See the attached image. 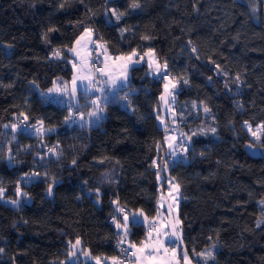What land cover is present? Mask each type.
I'll use <instances>...</instances> for the list:
<instances>
[{"label": "trees", "instance_id": "trees-1", "mask_svg": "<svg viewBox=\"0 0 264 264\" xmlns=\"http://www.w3.org/2000/svg\"><path fill=\"white\" fill-rule=\"evenodd\" d=\"M133 2L140 9L131 11ZM107 8L124 18L109 23L114 18L106 17ZM85 27L113 56L133 49L143 56L153 49L161 65L167 62L169 75L188 81L180 83L177 103L194 101L210 109L214 136L194 138L186 161L161 172L181 185L182 246L194 257L216 244L208 264H264V223L257 227L264 220V159L246 154L244 145L252 138L243 125L249 121L255 129L264 121L261 0H0V187L12 200L25 172H47L57 181L52 196L46 194L47 182L26 186L31 198L20 207L0 200V264H13V257L15 264H59L67 242L77 237L92 256L111 258L117 238L109 221L111 201L142 210L147 218L156 215L160 183L153 161L165 148L155 112L164 80L151 75L146 62L137 64L129 70L128 88L104 104L99 123L83 127L65 124L67 109L41 102L30 86L35 80L43 91L57 78L71 79L68 49ZM55 49L62 50L60 59L52 57ZM20 113L29 117L28 124L42 120L55 131L41 138L3 127L16 124ZM39 139L46 147L57 146L59 159L40 160ZM96 188L99 204L88 194ZM146 233L140 223L127 239L140 245Z\"/></svg>", "mask_w": 264, "mask_h": 264}, {"label": "snow or ice", "instance_id": "snow-or-ice-1", "mask_svg": "<svg viewBox=\"0 0 264 264\" xmlns=\"http://www.w3.org/2000/svg\"><path fill=\"white\" fill-rule=\"evenodd\" d=\"M264 2V0H261ZM106 3H111V0H106ZM63 7V5H61ZM131 11H136L140 9L141 5L138 2H133L130 6ZM253 13H255L256 9L253 7ZM106 17L111 16L114 18L113 20H109V23L116 22L118 23L124 18L125 13L118 12L115 8H107L106 9ZM56 31V29H49L48 32ZM129 31V29H121V34ZM94 30L85 27L84 31L76 38L75 44L81 45L82 47H87L89 44H94L96 49L103 48V45L96 44L93 40ZM45 41L47 40V33L44 35ZM143 40L151 39V37L144 36ZM191 43V42H189ZM6 47L11 48L12 45H7ZM68 51L70 53H75L76 57L79 58L80 69L82 72H88L87 67V57L91 55V53H84L81 55L76 47L69 48ZM193 52L196 51L195 48L192 49ZM101 56L104 57L103 67L96 68L94 70V75L89 72V74H75L72 77L71 84L63 80H57L53 82V87L48 88L46 90H39L36 81L33 80L30 82V86L38 91L41 102L53 104V105H62L67 111L68 115L64 117L65 124H73L79 122L83 127L87 123H98L103 118L104 108L102 104L107 100V94L110 92L116 91L118 95V91H124L128 88L129 83V70L134 68L137 64H139L145 57H148V67L152 69L153 76L160 80L163 79L165 82L163 84L164 93L172 97L174 100L175 93L179 91L178 84L181 83L180 80L169 79V74L167 72V62L165 61L163 65L160 64L159 61L153 60L154 50L149 48L143 56H140L135 49L132 50L130 54L127 56H117L115 57L111 63L108 62L109 57L107 55V49L100 53ZM62 56L61 49H55L52 52V57L56 59H60ZM99 59V58H98ZM67 62V61H66ZM76 63H73V69H76ZM219 65H216V68L219 69ZM118 70V71H117ZM224 76H227L228 73L224 72ZM99 78V79H98ZM209 81H211V77H208ZM183 84L187 85L188 81L183 80ZM235 83H241V77L239 74L235 77ZM229 85L226 82L225 88H228ZM83 90V93L86 96L95 95L97 92L101 95L96 99H89L86 101L84 105L80 104V99L78 93L80 90ZM130 91H125V95L122 97L125 101H128V96ZM161 100L165 99V95L160 97ZM92 107V111L85 112L81 111L82 107ZM193 107H197V105L193 104ZM237 107H242L239 103ZM205 113H210V109L207 107L203 108ZM87 116V120L85 119ZM22 117V121L19 125L17 124H5L4 128H10L12 133L15 134L17 131H22L29 136L43 137L47 134H50L55 131L54 128H44L43 121H37L36 124H28L27 121L29 117L24 113H20L18 119ZM243 125L247 132L250 134L251 142L246 143L244 146L246 148H254L257 144H259L262 148H264V121H261L255 126L253 129L252 125L249 121H244ZM167 131V128L165 129ZM217 129L215 127H209L205 129L201 127L198 129V132H193L191 135L181 133L179 139L176 137H166L167 146L169 149L167 157L161 158V163H157L156 160L153 161V167L156 168V176L158 180H163L165 177L161 176V172H166L170 163V159H179L184 154H186L191 147V142L195 136L199 135H208L209 133L215 134ZM179 145V147H177ZM41 147H46L41 140ZM11 152V150H9ZM39 155V154H37ZM46 155H55L59 159V154L57 152V146H53L47 149ZM202 155V154H201ZM40 160H43L45 157L40 156ZM13 156L10 154L8 156L9 163L13 162ZM73 164L76 163L75 160L72 161ZM175 178H170L169 183V192L168 196L173 201H177V197H180L181 194V185L178 182H174ZM36 182H47L46 194L48 196L53 195L54 184L57 183L55 177H50L47 172L40 173L38 171H31L23 173L20 178L16 181L15 187V196L16 199H12L8 201L14 207H20L21 204L30 199V194L24 190V188L32 183ZM87 183V182H85ZM5 194V188L0 187V198H3ZM88 194L90 196L96 197V203H100L101 191L99 188L95 190H89ZM114 208V214L111 219L115 224L116 229L118 230L117 235L121 236V240L118 242L119 244H123L126 240L131 227H135L137 224L147 221V217L143 215L142 210H129L125 207H121L119 202L114 200L111 201ZM261 205H264V200L260 201ZM173 205L169 204L168 208L171 209ZM120 219H117V217ZM179 220H176L175 223H170L164 225L162 228H157L155 226L150 227L148 237L146 241L141 242V247L136 248L135 245H130L129 250L135 249L134 255L139 253L137 256V260L143 261L144 264H165L164 260L158 258V254L171 252V258L168 260V264H180V260L177 259L176 248H166L165 240L168 243L174 244L178 239H180L177 232V225L179 224ZM264 220L257 221V227H259ZM153 232L155 235L153 236ZM175 238V239H174ZM208 240L211 242L212 238L209 237ZM82 241L79 237H77L74 241L69 240L66 245L65 252V260L59 261V264H87L89 260L94 261V264H106L108 260H111V264H118L117 257H102V256H92L90 251L84 249L82 246ZM217 248L216 244H211L206 247L199 253H195L196 256L200 257V260L203 261V264H208L209 260H214V252ZM4 253V248H0V254ZM147 253V255H145ZM83 258V260H81ZM183 264H191V260L188 256L187 250H184L181 257ZM13 264H15V258H12ZM199 264V261H198Z\"/></svg>", "mask_w": 264, "mask_h": 264}, {"label": "rangeland", "instance_id": "rangeland-1", "mask_svg": "<svg viewBox=\"0 0 264 264\" xmlns=\"http://www.w3.org/2000/svg\"><path fill=\"white\" fill-rule=\"evenodd\" d=\"M93 40L95 41L96 44L103 45L101 42L96 40L95 34L93 35ZM91 45L92 44H89L85 48V52L84 53L89 52V47ZM103 50H104V46H103V48L99 49V52L101 53ZM145 52L146 51H144L143 54ZM137 53H138V51H137ZM107 55H108V53H107ZM108 57H109L108 62L111 63L112 60L115 57H117V56H113V55L109 56L108 55ZM148 59H149L148 57H145L144 60H142L140 63L146 62L147 65H148ZM152 59L153 60H157L155 55L152 57ZM103 61H104V57H103ZM87 67H88V72H82L81 69H80V62H78L76 69H74V73L75 74H89V72H91L93 75L95 74L93 69L91 68L90 56L87 57ZM102 67H103V63H102ZM149 71H150V74L153 75L152 74L153 70L149 69ZM73 75H72V77H73ZM72 77H71L70 80H63V81L68 82L69 86H70ZM169 79L173 80V82H175L176 80H180L181 84H183L182 83L183 79L181 80V79H178V78L173 77L171 75H169ZM57 80H62V79L57 78L55 81H57ZM164 82L165 81H163V84H164ZM53 86L54 85H52V87ZM179 86H180V83L178 84V89H179ZM117 91L119 93V90H117ZM100 95L101 94L97 92L95 95L86 96L83 93V90L78 93L81 105H84L86 103V101L89 100V99H96ZM162 95H165V99L164 100L160 99V97ZM176 95H177V92L175 93V97H174V100H173V98L167 96L164 93V90H163L162 94L159 97V103H158V106H157L155 114H156L158 126L161 129H164L163 145H164L165 150L156 159L157 163H161L162 162L161 158L162 157H167V155H168L169 149H168V146H167L166 137H176L177 139H179L181 133L191 135L193 132H198V129L201 128V127H204L205 129H207L209 127H214L212 125V116L210 115V113H205L203 111L204 107L202 105H200V104H198V103H196L194 101H190L188 104H185V105H181L180 103L178 104ZM116 96H117L116 91L110 92V93L107 94V100L111 99V98H114ZM105 103L102 104V107L104 106ZM193 104L197 105V107H193ZM186 108H188L187 111H185ZM92 110L93 109H92V107L90 105L88 107H82L81 108V111L85 112V114L88 111H92ZM103 117H104V112H103ZM85 119L87 120V116H85ZM19 120L22 121V119H19ZM98 123L93 122V123H87L86 125H96ZM9 124H14V123H9ZM19 124L20 123H17V125H19ZM72 125H80V123L77 122V123H73ZM166 128H167V131L165 130ZM7 129L11 130L10 128H7ZM199 136H204V137L208 136L209 137V136H214V134H211V133H209L208 135H199L198 134L194 138L199 137ZM41 140L42 139H39L38 142H37V146L39 147V155L43 156V157H46V158L49 157V156H55V155H46L47 150L45 151L44 147L43 148L41 147ZM177 147H179V145H177ZM176 161H186V158L170 159V163H174ZM170 163H169V165H170ZM163 177H165V179L158 180V182L160 183V187H159V194H158V199H157L156 215L153 218H148L146 222H142L145 225L146 229H147V233H146L145 239L143 241L147 240L150 227L155 226L157 228H162L164 225H167V224H170V223H175L176 220H179L178 205H179V201H180L181 196L177 197V201L176 202H173L169 198V196H168V192H169V183H168V181L172 177L168 176L166 174L163 175ZM174 182H176V181L174 180ZM0 200L3 203H5V204L11 205L10 203H8V201H10V199L6 198L5 196L3 198H0ZM28 201L29 200H26L24 202H28ZM169 204L173 205L171 207V209L168 208ZM179 222H180V220H179ZM177 232H178V235H179L180 239H178L176 241V243H174V244H170V243L167 242V240H165V245L164 246L166 248H169V249L176 248L177 259L180 260V264H183V261H182L181 257H182L183 251L186 250V248L183 247L182 244H181L180 223L177 225ZM154 235H155V232H153V236ZM126 240L130 243V241L127 238H126ZM131 245H133V244H131ZM139 247H141V244L138 245V247L136 246V248H139ZM133 250L135 252V249H133ZM138 255H140V254L136 253L135 257L137 258ZM145 255H147V253H145ZM171 255H172L171 252H168L167 254H165V253L161 254L160 253V254H158V258L161 259V260H164L165 264H168V260H170ZM188 256H189V258L191 260V264H198L197 261H199L200 263L203 264V261L200 260V257H198L196 255H194V257H193V256L189 255V253H188ZM81 260H83V258H81ZM134 260H135V258H134V255H133L132 260H131V262L129 264H144L143 261H139V260H136L135 263H134ZM89 263L90 264H94V261L89 260L87 262V264H89ZM106 264H111V260H108L106 262ZM172 264H175V262H172Z\"/></svg>", "mask_w": 264, "mask_h": 264}, {"label": "built area", "instance_id": "built-area-1", "mask_svg": "<svg viewBox=\"0 0 264 264\" xmlns=\"http://www.w3.org/2000/svg\"><path fill=\"white\" fill-rule=\"evenodd\" d=\"M91 53L90 55V64H91V68L93 69V71L96 68H100L102 67V63H103V57L100 55L99 49L95 48V45L92 44L89 47V52ZM140 56H142V54H139ZM99 58V59H98ZM20 119H23L22 117ZM17 123H21V120L17 119L16 120V124ZM49 147H45V149L47 150ZM186 157V154H184V156H182L181 158ZM121 206V205H120ZM124 207V206H121ZM112 217V216H111ZM109 219V221L111 222V224L113 225L114 228L115 224L113 223L112 219ZM120 217L118 216L117 219H119ZM117 230V229H116ZM118 232V230H117ZM117 238L114 241V250L116 251V255L114 257L118 258V264H129L132 260L133 257V253L134 250H129V246L131 245L127 240L124 241V243L121 245L118 242L121 240V236L117 235Z\"/></svg>", "mask_w": 264, "mask_h": 264}, {"label": "crops", "instance_id": "crops-1", "mask_svg": "<svg viewBox=\"0 0 264 264\" xmlns=\"http://www.w3.org/2000/svg\"><path fill=\"white\" fill-rule=\"evenodd\" d=\"M72 47H76L77 51H78L81 55H83L84 52H85V47H82L81 45H76V44L74 43ZM72 47H71V48H72ZM107 53H108V52H107ZM68 54H69V57H70L69 62H70V64H71L72 68H73V63H76V65H77L78 62H79V61H78L79 58L76 57L75 53H70V52L68 51ZM108 55L110 56L109 53H108ZM127 55H128V54H127ZM127 55H123V56H127ZM119 56H122V55H119ZM73 74H74V69H73ZM80 91H82V90H80ZM135 246L138 247V245H135ZM161 254H162V253H161ZM134 258H135V260H134V263H135V261L137 260V258L135 257V255H134Z\"/></svg>", "mask_w": 264, "mask_h": 264}, {"label": "water", "instance_id": "water-1", "mask_svg": "<svg viewBox=\"0 0 264 264\" xmlns=\"http://www.w3.org/2000/svg\"><path fill=\"white\" fill-rule=\"evenodd\" d=\"M244 150L248 156L251 158H263L264 159V148L261 146H255L254 148H246L244 146ZM162 173H164L162 171Z\"/></svg>", "mask_w": 264, "mask_h": 264}]
</instances>
